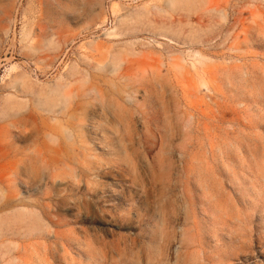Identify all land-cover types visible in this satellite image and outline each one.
<instances>
[{"label":"rangeland","instance_id":"1","mask_svg":"<svg viewBox=\"0 0 264 264\" xmlns=\"http://www.w3.org/2000/svg\"><path fill=\"white\" fill-rule=\"evenodd\" d=\"M0 146L41 151L0 203L59 237L14 264H264V0H0Z\"/></svg>","mask_w":264,"mask_h":264},{"label":"bare ground","instance_id":"2","mask_svg":"<svg viewBox=\"0 0 264 264\" xmlns=\"http://www.w3.org/2000/svg\"><path fill=\"white\" fill-rule=\"evenodd\" d=\"M117 30L113 31L112 34H117ZM39 105V106H38ZM37 105V107L55 117L60 116V107L62 105V99L60 95L53 96L48 98L46 101L41 102ZM37 109L28 107V104L25 101L17 100V99H10L6 103L5 112L9 114H13V116L19 122L21 127H28L29 125L32 127L29 131L28 129L23 128L17 135L16 139L20 140L21 142L27 143L32 139L36 138V131L40 129L39 123L37 120L39 119V114L35 111ZM33 120V121H32ZM32 121V122H31ZM64 124L58 123L56 125L55 133L65 135L67 138V133L63 129ZM71 131V130H70ZM0 146V163H2L6 159V154L3 152ZM17 155H25L27 157V152L23 151L22 149L17 148L16 150ZM36 157H30L29 160H16L13 163L5 164L0 167V176L5 175L9 170L13 169L19 173L22 171L24 167L29 168L30 171L33 170L36 165L45 168L46 162L41 161V151L36 150L33 152ZM32 158H35L32 159ZM34 160V161H33ZM169 189L168 185H165L163 188V192ZM165 194V192H164ZM10 202L6 200L5 202H1L0 211L3 213L0 214V240L3 241L4 238L9 236L11 237H19L20 239H25L28 237H33L34 239H41L45 240L47 243L52 241H58L59 237L56 233L52 234L51 228L45 225L44 217L47 216L46 210H41V212H37L33 209L31 210H18V211H6L9 207ZM170 203L166 202L165 208L167 209L165 214L168 216L171 215L170 210L168 209ZM5 211V212H4ZM167 226L166 228L170 229L172 225L175 223L176 219H173L171 216L170 219L166 220ZM55 227L60 226L58 223H54ZM168 236V232L165 235ZM51 250V249H50ZM20 248L17 246L12 247L11 243L2 242L0 246V264L6 262V259L9 258L8 264H14L16 260L13 258L12 253H18ZM53 253L51 255L55 256L56 249H52ZM250 259V258H249ZM4 260V262H2Z\"/></svg>","mask_w":264,"mask_h":264}]
</instances>
